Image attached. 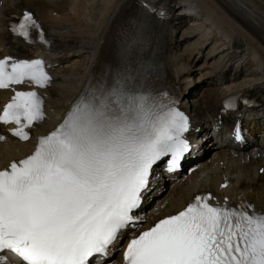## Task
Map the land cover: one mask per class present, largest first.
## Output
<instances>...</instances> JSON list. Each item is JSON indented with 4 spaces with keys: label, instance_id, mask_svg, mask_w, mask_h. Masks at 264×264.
I'll list each match as a JSON object with an SVG mask.
<instances>
[{
    "label": "bare ground",
    "instance_id": "1",
    "mask_svg": "<svg viewBox=\"0 0 264 264\" xmlns=\"http://www.w3.org/2000/svg\"><path fill=\"white\" fill-rule=\"evenodd\" d=\"M0 2V60L13 63L17 59L44 55L50 63V66H46L49 78L43 88L39 84L35 88L43 101L42 116L34 115L32 123L21 120L12 126H0V137L3 135L9 139L0 144V172L13 169L32 156L39 144L47 139L51 142V149L56 154L60 153L61 161L71 164L75 173H81L87 167V161L98 156L99 144L118 142L111 132L121 127L128 130L129 120L123 118L113 106L111 117L102 121L98 128L97 146L83 147L80 141L83 137L82 122L70 123L67 146L55 141L53 134L67 123L74 109L91 98L94 81L106 83L105 77H115L116 71L119 77L114 80L115 85L121 86L128 76L134 78L135 85H142L143 64L147 61L143 55L155 59L162 86L167 87L171 104L186 116L193 112L196 117L191 131L197 134L198 144L184 155L183 165L200 160L198 171L177 180L174 178L170 184H156L149 196L141 198L137 211L146 214V219L137 222L120 238L121 241L125 237L121 253L108 264L121 263L125 246L143 232L204 204L213 208L235 209L254 219L264 220V0H172L170 19L158 27L159 35L155 34L151 40L145 35L147 22L140 20L131 35V39L138 42L137 47L129 45L124 38L117 41L120 24L132 11L134 0ZM189 5L194 6L195 18L184 16V9ZM87 10L86 22L81 23L79 18ZM25 17H29L33 23V31L26 40L12 31L14 24ZM187 21L192 25H188ZM11 36L17 42L12 44ZM20 41H27L34 48H24ZM152 46H156L154 53H149V50L144 52ZM203 59L204 62H201ZM132 62L136 66L132 67ZM229 63L231 66L227 69ZM231 71H234L233 76H229ZM196 73H199V78L195 81L192 76ZM217 81L223 82L220 85L225 86L224 90L215 89ZM135 85L133 87L131 82H126L125 93L129 98L136 95ZM30 88V85L20 84L0 90V110L12 100L16 90L26 91ZM256 95L257 100L252 106L241 103L244 98ZM225 103H232L234 108L223 111L227 105ZM215 118L218 123L224 120L223 125L227 126L240 123L251 129L254 125L251 134L255 139L260 134L261 144L248 141L242 146L223 147L217 137L209 134V138L204 140L202 135L207 134L210 122ZM18 128L30 134L27 141L21 142L9 136L10 129ZM136 128L138 136L128 146L131 153H138L142 147L145 122L140 121ZM207 152L210 155L204 160ZM109 158V161L92 169L98 183L110 164L120 161L116 149L110 150ZM227 164H230V169ZM234 170L238 174L236 178L230 172ZM198 174L211 176L209 194L198 195L193 189L191 192L187 189L194 185ZM181 189L185 190L183 195H180ZM76 193L83 198L81 192ZM187 193L188 197L185 198ZM67 203L70 208L73 207L71 201ZM57 210L62 215L48 230L61 223L67 215L62 205L59 204ZM39 219L40 216H34L36 225ZM179 232L174 231L166 240L169 246L173 244L176 254L180 253L177 242ZM109 251L113 253L115 249Z\"/></svg>",
    "mask_w": 264,
    "mask_h": 264
},
{
    "label": "rangeland",
    "instance_id": "2",
    "mask_svg": "<svg viewBox=\"0 0 264 264\" xmlns=\"http://www.w3.org/2000/svg\"><path fill=\"white\" fill-rule=\"evenodd\" d=\"M86 3H87V2H86ZM98 10H100V9H99V5H98ZM98 10H97L96 15L98 14ZM177 10H178V9H177ZM84 13H85V12H84ZM87 13H88V10L86 11L85 15H86ZM85 15L83 14V15H82V18H81V17L79 18V20H81V23H85V22H86L85 19L87 18V15H86V16H85ZM83 16H84V17H83ZM95 17H96V16H95ZM187 22H188V21H187ZM188 23H189V24H188ZM188 23H187L188 25H190V26L192 25V22H188ZM11 42H12V43H15V42H14V39H12ZM186 46H187V45H185V47H186ZM24 48H26V47L24 46ZM0 50H1V48H0ZM12 51H13V53L16 52L15 49L12 50ZM205 52H206V51H205ZM201 62H204V59H203ZM198 63H199V62H198ZM200 65H201V64H199L198 67H200ZM198 76H199V73H196V74L193 75L192 77H193L194 80L196 81V80H198V78H199ZM192 77H191V78H192ZM242 80H243V78H241V81H242ZM217 82H219V81H217ZM219 83H221V82H219ZM215 89H218V90L221 91V90H224V89H225V86L216 85V86H215ZM206 117H208V116H206ZM0 139H1L0 143H1V142H2V143H5V142H6L5 139H4V137H2V138H0ZM258 143H260V141H259ZM207 156H208V155H207ZM205 157H206V156H205ZM220 166H222V163H220ZM227 167L229 168L228 164H227ZM230 167H231V166H230ZM229 169H230V168H229ZM235 171H236V170H234L233 172H235ZM230 172L232 173V171H230ZM231 175H232V174H231ZM202 182H203V181H201V183H202ZM193 186H194V185H193ZM193 186L187 188V189H189V192H191ZM195 186H196V187H199V184L197 183ZM170 187H171V186H170ZM180 188H181V187H180ZM187 189H186V190H187ZM165 191H166V190H165ZM184 192H185V190H182V189H181V190H180V195H183ZM166 193H167V192H166ZM166 193H165V194H166ZM165 194H164V195H165ZM187 197H188V193H187V196H186L185 198H187ZM138 218L143 219V218H144V215H140Z\"/></svg>",
    "mask_w": 264,
    "mask_h": 264
}]
</instances>
